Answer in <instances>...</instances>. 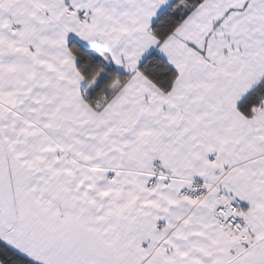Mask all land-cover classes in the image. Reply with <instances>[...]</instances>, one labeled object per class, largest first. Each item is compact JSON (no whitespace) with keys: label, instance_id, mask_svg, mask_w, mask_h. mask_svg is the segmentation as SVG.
<instances>
[{"label":"snow or ice","instance_id":"6c2138e0","mask_svg":"<svg viewBox=\"0 0 264 264\" xmlns=\"http://www.w3.org/2000/svg\"><path fill=\"white\" fill-rule=\"evenodd\" d=\"M0 264H264V0H0Z\"/></svg>","mask_w":264,"mask_h":264}]
</instances>
